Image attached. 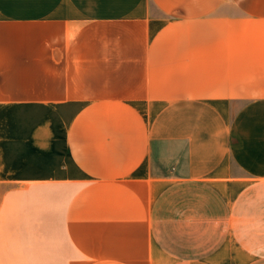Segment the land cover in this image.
I'll list each match as a JSON object with an SVG mask.
<instances>
[{
  "label": "crops",
  "instance_id": "obj_1",
  "mask_svg": "<svg viewBox=\"0 0 264 264\" xmlns=\"http://www.w3.org/2000/svg\"><path fill=\"white\" fill-rule=\"evenodd\" d=\"M0 264H264V0H0Z\"/></svg>",
  "mask_w": 264,
  "mask_h": 264
}]
</instances>
